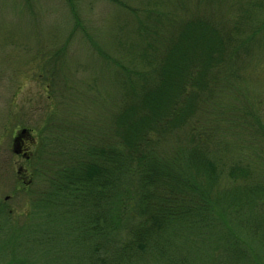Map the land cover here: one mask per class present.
Here are the masks:
<instances>
[{
    "label": "trees",
    "instance_id": "16d2710c",
    "mask_svg": "<svg viewBox=\"0 0 264 264\" xmlns=\"http://www.w3.org/2000/svg\"><path fill=\"white\" fill-rule=\"evenodd\" d=\"M106 1L119 14L109 45L85 34L90 90L50 75L23 169L40 220L0 243V264H264V0ZM66 2L59 69L83 26Z\"/></svg>",
    "mask_w": 264,
    "mask_h": 264
},
{
    "label": "rangeland",
    "instance_id": "374dc122",
    "mask_svg": "<svg viewBox=\"0 0 264 264\" xmlns=\"http://www.w3.org/2000/svg\"><path fill=\"white\" fill-rule=\"evenodd\" d=\"M78 8L83 26L72 32L65 64L59 69L50 54L66 41L73 28L66 0H0V204L11 212L9 222L0 215V222H6L0 243L8 241L15 230L20 233L25 225L40 220V214L35 216L32 212L37 208L33 209L29 196L36 187L30 171L23 170L31 167L30 162H26L25 153H15L13 148L23 128L30 129L27 153L36 147L38 129L50 114V91L46 86L52 71L57 68L61 86L64 76L74 82L80 92L90 90L97 64L85 34L87 32L103 46L110 44L102 32L112 27L110 23L119 14V8L106 0H79ZM101 76L104 80L103 71ZM50 102L54 105L52 100ZM17 241L18 250L27 256L36 248L25 235ZM56 247L62 248L64 244ZM40 253V249H36L29 258L38 257Z\"/></svg>",
    "mask_w": 264,
    "mask_h": 264
},
{
    "label": "flooded vegetation",
    "instance_id": "af4514ba",
    "mask_svg": "<svg viewBox=\"0 0 264 264\" xmlns=\"http://www.w3.org/2000/svg\"><path fill=\"white\" fill-rule=\"evenodd\" d=\"M28 134H29L28 131L23 134H19V136L16 138V141H15L16 146L20 151L19 154H21L22 152V153H25V156L28 155L29 153V152L27 153V149H29V147H27V145L29 144Z\"/></svg>",
    "mask_w": 264,
    "mask_h": 264
},
{
    "label": "water",
    "instance_id": "95a60500",
    "mask_svg": "<svg viewBox=\"0 0 264 264\" xmlns=\"http://www.w3.org/2000/svg\"><path fill=\"white\" fill-rule=\"evenodd\" d=\"M27 131H28V130H27L26 128H23V129H21L20 133L23 134V133H25V132H27ZM15 141H16V139H15ZM14 146H15V147L13 148L14 152H15V153H19L20 151H19V149L17 148L16 144H15Z\"/></svg>",
    "mask_w": 264,
    "mask_h": 264
}]
</instances>
